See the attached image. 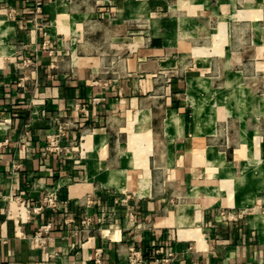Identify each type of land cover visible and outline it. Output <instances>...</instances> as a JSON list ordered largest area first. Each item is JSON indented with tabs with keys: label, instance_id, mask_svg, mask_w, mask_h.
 Here are the masks:
<instances>
[{
	"label": "crops",
	"instance_id": "1",
	"mask_svg": "<svg viewBox=\"0 0 264 264\" xmlns=\"http://www.w3.org/2000/svg\"><path fill=\"white\" fill-rule=\"evenodd\" d=\"M0 235V264H264V0H0Z\"/></svg>",
	"mask_w": 264,
	"mask_h": 264
},
{
	"label": "built area",
	"instance_id": "2",
	"mask_svg": "<svg viewBox=\"0 0 264 264\" xmlns=\"http://www.w3.org/2000/svg\"><path fill=\"white\" fill-rule=\"evenodd\" d=\"M53 123V128L52 132L47 134L46 136V146L45 150L46 151H54V152H63L67 146L64 145L62 142L65 136V127L58 122L57 119L52 120ZM5 142V141H4ZM53 193L48 192L45 197H44V203L47 205H52L54 203L53 199ZM129 196L126 195L124 199H128ZM122 199V200H124ZM39 208H36L38 210ZM49 229V224L43 225L41 227L42 231H47ZM6 240L0 235V244L5 243ZM101 252V249H97V255ZM128 264H143L145 262V256L142 254V252L134 247H129L128 248ZM99 260V255L95 258V262L98 263Z\"/></svg>",
	"mask_w": 264,
	"mask_h": 264
}]
</instances>
